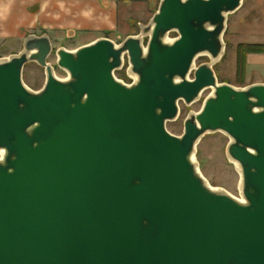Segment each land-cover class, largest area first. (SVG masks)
<instances>
[{"label":"water","instance_id":"water-1","mask_svg":"<svg viewBox=\"0 0 264 264\" xmlns=\"http://www.w3.org/2000/svg\"><path fill=\"white\" fill-rule=\"evenodd\" d=\"M244 1L161 0L139 35L58 49L65 79L47 34L0 58V264H264V83L237 88L214 70ZM125 59L131 85L115 75ZM32 63L39 91L24 81ZM207 90L172 134L179 103ZM215 133L239 197L201 172L198 146Z\"/></svg>","mask_w":264,"mask_h":264},{"label":"rangeland","instance_id":"rangeland-1","mask_svg":"<svg viewBox=\"0 0 264 264\" xmlns=\"http://www.w3.org/2000/svg\"><path fill=\"white\" fill-rule=\"evenodd\" d=\"M161 0H124L120 2V24L117 33L109 34L105 38L116 43H121L127 35H139V24H147L157 11ZM171 33V39L177 37ZM87 41L86 37L83 38ZM84 40H70L59 37L53 41V54L49 63L54 67L56 75L65 79L67 74L57 66L56 52L60 48L75 50L81 47ZM148 42L144 38V45ZM226 45L225 55L214 66V70L220 83L244 88L256 83H264V53L248 54L245 57L244 66L241 65V47L259 45L264 46V0H245L241 9L229 16L227 30L224 35ZM13 49L21 51V45L4 44L0 48V55ZM19 53V52H18ZM208 57H200L196 64L209 63ZM117 77L127 82L132 78L120 71ZM194 76L191 75V79ZM24 81L34 91H39L45 84V71L35 63L29 64L24 70ZM211 90L204 92L199 101L191 106L181 103V116L176 122L168 124V130L180 136L184 131V122L191 113H197L202 108L204 100L210 95ZM229 138L222 133L206 135L197 149V161L201 172L210 184L217 188H223L236 197H239V174L234 164L226 155Z\"/></svg>","mask_w":264,"mask_h":264},{"label":"crops","instance_id":"crops-1","mask_svg":"<svg viewBox=\"0 0 264 264\" xmlns=\"http://www.w3.org/2000/svg\"><path fill=\"white\" fill-rule=\"evenodd\" d=\"M124 0H0V48L21 45L30 35L84 40L81 46L117 33ZM131 36V35H127ZM126 37V38H127ZM11 49L0 58L17 54Z\"/></svg>","mask_w":264,"mask_h":264},{"label":"trees","instance_id":"trees-1","mask_svg":"<svg viewBox=\"0 0 264 264\" xmlns=\"http://www.w3.org/2000/svg\"><path fill=\"white\" fill-rule=\"evenodd\" d=\"M241 65L244 66L245 64V57L248 54H255V53H264V46L259 45H251V46H243L241 47Z\"/></svg>","mask_w":264,"mask_h":264},{"label":"flooded vegetation","instance_id":"flooded-vegetation-1","mask_svg":"<svg viewBox=\"0 0 264 264\" xmlns=\"http://www.w3.org/2000/svg\"><path fill=\"white\" fill-rule=\"evenodd\" d=\"M176 38V37H175ZM200 65H202V64H200ZM199 65V66H200ZM127 70H128V62H127V59H125V65H124V67H123V69L122 70H119V71H117L116 73H115V75H116V77H117V73H119L120 71H122L123 73H126V75L128 74V72H127ZM194 78V77H193ZM192 78V79H193ZM117 79H119V80H121V81H123L125 84H128V85H131L132 83H133V80L131 81H129V82H127L125 79H123V78H119V77H117ZM204 94V93H203ZM202 97V96H201ZM206 100V99H205ZM204 100V101H205ZM183 101H181L180 103H179V109H180V113H179V116H178V118H177V120L179 119V117L181 116V107H180V105H181V103H182ZM184 103V102H183ZM203 106V105H202ZM201 110V109H200ZM189 116H187V118H188ZM187 118L185 119V121L187 120ZM176 120V121H177ZM175 121V122H176ZM184 124H185V122H184Z\"/></svg>","mask_w":264,"mask_h":264}]
</instances>
